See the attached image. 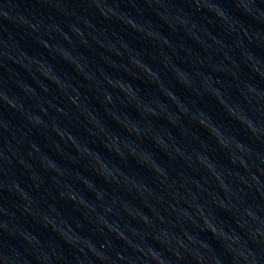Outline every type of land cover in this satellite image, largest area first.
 <instances>
[{
  "label": "water",
  "instance_id": "1",
  "mask_svg": "<svg viewBox=\"0 0 264 264\" xmlns=\"http://www.w3.org/2000/svg\"><path fill=\"white\" fill-rule=\"evenodd\" d=\"M24 0H0V99L5 84Z\"/></svg>",
  "mask_w": 264,
  "mask_h": 264
},
{
  "label": "clouds",
  "instance_id": "2",
  "mask_svg": "<svg viewBox=\"0 0 264 264\" xmlns=\"http://www.w3.org/2000/svg\"><path fill=\"white\" fill-rule=\"evenodd\" d=\"M195 2H196V4H197V7L199 8L200 6H199V3H198V0H195ZM234 2L236 3V6L239 7V4H238L237 0H234ZM208 11L213 12L214 10H213V9H208ZM11 106H12V107H15V105H11ZM240 122H241L242 124H245V126L248 127L250 130H252V129H251V126L247 123L246 120H241ZM200 123H201L202 125H204V122H203V121H201ZM205 127H206V125H205ZM213 127H215V126H213ZM208 130L211 132L212 135H216V133L213 132L212 129H208ZM217 131H218V129H217ZM254 134H255V133H254ZM70 138H71V135H70ZM217 142L221 144V147H226V145H224L222 141L218 140ZM239 146H240V144L238 143V147H239ZM153 170L156 171V172H157L158 174H160V175H164V171H163V169H161V168H160L158 165H156V164H153ZM85 186L88 187L89 185L86 184ZM62 195H63V194H62ZM70 199H73V202H75V201H74V198L70 197ZM222 209H223L225 212H227V209H226V208H222ZM109 230L111 231L112 229L109 228ZM210 231H211V233H212V235H213L214 237H217V238H218V233L216 232L215 229H210Z\"/></svg>",
  "mask_w": 264,
  "mask_h": 264
}]
</instances>
